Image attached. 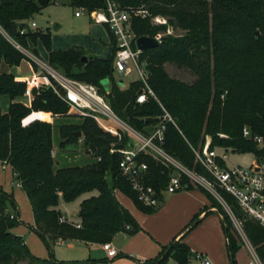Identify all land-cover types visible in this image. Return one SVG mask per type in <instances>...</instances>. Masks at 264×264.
<instances>
[{
  "label": "trees",
  "instance_id": "1",
  "mask_svg": "<svg viewBox=\"0 0 264 264\" xmlns=\"http://www.w3.org/2000/svg\"><path fill=\"white\" fill-rule=\"evenodd\" d=\"M59 1H66L72 9L89 12L105 9L107 0H53V3ZM109 1L119 8H144L151 16L169 17V22L184 32L182 36L162 37L157 47L142 52L149 74L147 85L157 101L149 98L136 104L140 83L130 82L122 89L113 81L112 58L86 57L83 62L85 53L79 48L51 51L49 33L27 30L28 20L41 9L37 0H0V97H7L5 110L0 107V163L9 167L12 182L21 187L29 201L32 231L49 253L46 260L34 257L23 237L11 232L21 223L17 205L11 195L0 189V264H106L103 259L56 261L49 243L68 240L101 245L110 243L117 233L139 232L133 216L115 199V190L129 198L139 211L152 212V208L139 203L129 183L120 176L117 168L120 155L110 152L112 144L117 148L127 146L125 135L118 141L88 117H83L77 125L62 124L58 127V148L80 140L84 151L95 161L78 166L56 165L51 154L52 124L45 121L46 113L61 117L67 115L69 107L46 86L32 91L33 99L28 107L16 101L24 94L26 82L3 68L17 66L26 58L10 41L27 47L26 40H40L49 51L52 68L73 80L93 84L113 113L143 135H148L159 122L163 108L174 120V124H166L163 149L185 168L210 179L194 156V151H201L206 136L210 137L208 149L217 155L250 154L256 162L264 164V0ZM131 28L135 37H152L166 29L150 25L149 18L133 19ZM20 29L26 32L20 35ZM168 63L188 70L194 75L193 81L168 75L165 71ZM107 80L110 86L106 93L103 83ZM243 128L260 136L262 146L257 147L250 138H244ZM138 161L148 167L143 182L160 195L168 183L170 169L142 153ZM217 164L228 167L219 158ZM181 181L187 185L186 190L193 189L183 176ZM197 189L206 193L221 217L227 258L230 264H236L235 254L241 244L236 241L230 220L207 191ZM217 193L230 206L247 241L264 264V228L249 219L231 195L221 189ZM76 201H80L76 221L60 223L63 217L60 202L67 205ZM194 222L185 227L186 232ZM169 259L175 264L196 260L189 247L176 240L162 247L159 255L145 264H165Z\"/></svg>",
  "mask_w": 264,
  "mask_h": 264
},
{
  "label": "built area",
  "instance_id": "2",
  "mask_svg": "<svg viewBox=\"0 0 264 264\" xmlns=\"http://www.w3.org/2000/svg\"><path fill=\"white\" fill-rule=\"evenodd\" d=\"M73 14L76 17L85 15L94 24L104 25L109 30L115 48L112 57V73L118 75L122 81L127 76H133V80L130 82L140 83L135 103L139 105L149 98L156 100L155 95H153L152 90L147 85L149 74L146 69V60L141 58L144 50L136 47L135 40L137 37H135L131 24L132 20L136 18H149L152 25H164L165 20L158 16H151L144 8L123 9L109 0L106 1V6L103 10L87 12L83 8H75ZM30 27H34V23H30ZM25 32L24 29L19 30L20 35ZM164 35V33L158 32L151 38H154L159 43ZM14 47L19 49L17 45H14ZM29 58L36 63L39 69L36 74H33L29 80L25 81L26 87L23 96L30 102L33 99V90L38 91L45 86L51 87L54 92L57 90L62 92L59 97L64 100L71 110L78 111L83 117L94 120L106 133H110L120 139L119 133L111 125L101 122L100 116L125 131L126 137H128L127 146L117 148L112 144L110 152L120 155L117 163L120 176L129 183L141 205L157 209L161 205L159 198L161 194L172 195V193L186 190L187 185L181 181L183 176L191 186L204 189L216 198H221L217 193V189L224 190L233 197L239 209L249 219H253L259 226L264 228V164L253 161L248 168H243L237 164L223 168L217 164V159L219 158L225 162L228 160V154L217 155L216 151L209 150L210 139L206 136L201 151H194V156L195 162L203 166L208 172L210 176V179H208L193 169L185 168L164 151L163 134L165 127L170 122L174 124V120L162 106L163 113L159 118V122L150 130L148 135H143L131 128L125 121H121L113 113L94 85L75 81L61 72L59 73L54 68L32 59L30 56ZM49 115L48 118L50 117ZM241 133H243L244 138H250L257 147L262 146L263 139L260 136L252 135L247 128H243ZM219 137L226 138L223 134H219ZM141 153L150 156L155 162L157 161L165 168L170 169L167 179L168 183L160 195L150 185L143 182V177L147 173L148 167L145 162L138 161ZM51 154L53 157L55 156L54 149H52ZM96 159L99 160V158ZM16 186L19 185L16 184ZM65 221L66 218L64 217L59 219L60 223ZM127 229L128 227L125 228V230ZM100 246H102L108 259L116 255V250L110 243L101 244ZM253 255L255 256V254ZM195 259L199 264H211L209 258L199 254L195 255ZM250 264L259 263L255 260Z\"/></svg>",
  "mask_w": 264,
  "mask_h": 264
},
{
  "label": "crops",
  "instance_id": "3",
  "mask_svg": "<svg viewBox=\"0 0 264 264\" xmlns=\"http://www.w3.org/2000/svg\"><path fill=\"white\" fill-rule=\"evenodd\" d=\"M63 3L68 5L66 1H63ZM74 17L76 16L74 15ZM30 19L27 22V30L31 32H40L42 34L49 33V46L51 51L57 52L59 50L79 48L85 53V56H83L85 59L86 57H95L97 59L106 60L113 57V38L104 25L94 24V26H91V31L93 33L91 36L93 37L90 39L75 38L68 41L65 45L62 44L54 48L52 46L50 32L48 30L42 32L33 29L36 25L34 22H31ZM30 23H34V27H30ZM56 28L57 27H54V29ZM26 45L29 49L33 50L32 52L34 55H30L32 59H36L50 66L48 61L49 51L42 45L40 40L31 42L28 39L26 40ZM102 45L105 49L104 54L107 53L105 56L102 55V53L99 54L100 46ZM20 62L21 63L17 66L3 69L21 81L29 80L32 75L36 74L39 70L36 63L32 62L30 58L26 57V60ZM112 74L111 72V75ZM111 78L114 81L113 75ZM119 81H121L120 85L118 84ZM128 83L120 79L117 81V84L122 89L125 88ZM104 86L106 87L105 91L107 93L110 80H108ZM16 101L23 103L25 106H28L30 102L23 96L17 98ZM67 149L68 147L66 146L59 150L63 153V151ZM90 156L94 158L92 155ZM63 157L62 155L57 158V162H55L56 165L59 164V159ZM253 161V159L250 161L249 166ZM12 179V171H10L8 166L0 163V189L8 195H11L14 202H16L18 217L21 221L11 232L16 236L23 237L25 246L34 257L46 260L49 257L47 248L44 247L43 242L36 233L32 231L33 217L31 215L29 201H27L21 187L16 186V184L12 182ZM164 195H166L165 198H163L162 195L159 196L161 205L157 207V209H152L151 213H144L139 211L129 198L123 196L118 190L114 191L115 199H117L120 205L124 209H127L133 216L140 229V231L135 234L126 235V233L120 232L113 236L110 245L116 250V255L114 257L108 259L100 244L68 240H65V242L56 241L49 243V245L53 247V257L56 261L62 262H81L87 259L97 261L103 259L107 261L106 264H145L147 261L157 257L162 247L169 245L172 241L180 240L189 247L193 254H199L209 258L211 264H230L229 258H227V242L221 225V217H219L210 199L206 196V193L193 188L172 193V195L164 193ZM79 204L80 201L67 205L60 202L61 215L66 218V220L75 222ZM22 212H24L23 216L21 215ZM192 220H195V225L186 232L185 227H187ZM118 239L121 240L120 244L117 243ZM115 245H118V248L115 247ZM190 264L199 263L197 260H192Z\"/></svg>",
  "mask_w": 264,
  "mask_h": 264
},
{
  "label": "rangeland",
  "instance_id": "4",
  "mask_svg": "<svg viewBox=\"0 0 264 264\" xmlns=\"http://www.w3.org/2000/svg\"><path fill=\"white\" fill-rule=\"evenodd\" d=\"M74 11H75V8L72 9L65 3H61L60 1L58 3H53V1H51L48 5L44 6L37 13H34L33 16L31 17L30 21L34 22L36 25V27H34L33 29H35L37 31H42V32L48 30L50 32L51 38H52L51 42H52V46L54 48L59 47V45H62V44L65 45L68 43V41H71L75 38H79V39L80 38H85V39L88 38V39H90L91 37H93V36H91V35H93V33L91 31V26H94V23L85 15L81 16V17H74V14H73ZM153 16H158V17L162 18L163 20H165L164 25H157V26L166 27L164 32H159V33L165 34L163 37H166L167 35H169V36H182L183 35V33H184L183 31H181L178 27L174 26L172 23L169 22L170 21L169 17L166 18V17L161 16V15H153ZM150 25H152L151 22H150ZM54 27H57V28L54 29ZM99 29H101V28H99ZM101 30H103V29H101ZM10 42L12 45H17L19 47L18 50L25 56V58L26 57L29 58V56L33 54V52H32L33 50L29 49L27 45H26L27 47H23V46L19 45L18 43H16L15 41H10ZM101 53L104 56L107 54V53L104 54L105 49H104L103 45L100 46L99 54H101ZM165 71L171 77H174V78L181 80V81L191 82L194 79V75L189 73L188 70L177 68L176 66L169 64V63L165 65ZM112 75H113L114 81L117 82L119 80L118 75H116L114 73ZM124 79H125V83H128V82L133 80V76H127ZM77 81H79V80H77ZM79 82L85 83L83 81H79ZM85 84H88V83H85ZM56 92L55 93L58 96H61L62 92H59L58 90ZM6 103H7V97H5V96L0 97L1 109L5 110V104ZM49 116L50 117L48 119H46L45 121L52 124V132H51L52 146H53V149L56 151L55 156H54V161L57 162V158L61 157L62 155L64 156L63 158L59 159V162H58L59 164L57 166L58 167H63V166H67V165L78 166V165L94 163L95 158H92L89 154L85 153V151L83 150V147H82L83 144L80 140H78V142L76 144L68 145L67 146L68 149L63 151V153H61L59 148H58V143L60 140V139H58V127L61 126L62 124H68V125L80 124L81 120L83 118V115L80 114L78 111L76 112L75 110H71L69 108L67 115H64L61 117L52 116V115H49ZM100 120H101V122H103L106 125H108V124L111 125L113 127V129L117 133H119L120 139L117 136H115V137H117L118 141H120L124 135L126 136L125 131H123L116 124L110 122L109 120L107 121L106 119H104L101 116H100ZM208 138L210 139L209 136H208ZM59 155H61V156H59ZM252 159L255 161V159L250 154L249 155H247V154L242 155V154L233 153V154H229L228 160L225 161V163L227 166H233V164H237L243 168H248L249 163ZM192 188H194V187L192 186ZM194 189H197V188H194ZM161 195L163 198H165V196H166L164 194H161ZM210 196L212 197V200H214L218 205H220L221 211H223L225 214L224 216H226L230 220L231 226H233V229L235 231V236L237 239L236 241L241 244L240 249L235 254L236 264H248V263H252L255 260L259 264H261L258 257L255 254L254 247L252 245H250L249 241H247L245 234L242 230V227L239 225V221L237 220V218L233 214V211H231L230 206L228 204H226V202L222 199V197L216 198V197L212 196L211 194H210ZM71 208H72V206H71ZM23 214H24V212L21 213L22 216H23ZM120 241L121 240L118 239L117 243L120 244L121 243ZM115 247L118 248V245H115ZM252 249H253V251H252ZM52 250H53V247H51V253L53 256ZM47 251H48V249H47ZM253 254H255V256ZM98 257H100V256H98ZM165 264H175V262H173L172 259H169Z\"/></svg>",
  "mask_w": 264,
  "mask_h": 264
},
{
  "label": "water",
  "instance_id": "5",
  "mask_svg": "<svg viewBox=\"0 0 264 264\" xmlns=\"http://www.w3.org/2000/svg\"><path fill=\"white\" fill-rule=\"evenodd\" d=\"M51 1H53V0H37V4L41 8H43L44 6H46ZM14 29H15V25H13V30ZM256 35H257V33H256ZM135 43H136V47H138V49H140V50L152 49V48H155L159 45V43L154 38L146 37V36L137 37V39L135 40ZM81 60H83V62H86L85 57H82ZM107 81H105L103 84L106 85ZM118 84L120 85L121 81H119ZM104 89H106L105 86H104ZM76 135L78 136L79 132H77Z\"/></svg>",
  "mask_w": 264,
  "mask_h": 264
},
{
  "label": "bare ground",
  "instance_id": "6",
  "mask_svg": "<svg viewBox=\"0 0 264 264\" xmlns=\"http://www.w3.org/2000/svg\"><path fill=\"white\" fill-rule=\"evenodd\" d=\"M34 117H35V115L32 116V118H34Z\"/></svg>",
  "mask_w": 264,
  "mask_h": 264
}]
</instances>
